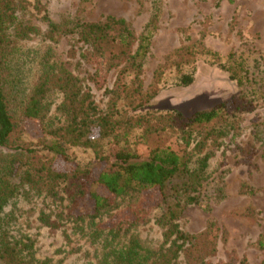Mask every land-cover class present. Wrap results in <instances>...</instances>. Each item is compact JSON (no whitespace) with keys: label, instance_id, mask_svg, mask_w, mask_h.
Instances as JSON below:
<instances>
[{"label":"rangeland","instance_id":"rangeland-1","mask_svg":"<svg viewBox=\"0 0 264 264\" xmlns=\"http://www.w3.org/2000/svg\"><path fill=\"white\" fill-rule=\"evenodd\" d=\"M27 7L22 17L37 32L26 40L12 38L18 50L10 62L12 74H20L24 88L28 92L34 88L49 56L80 80L101 113L113 109L124 126L131 127L128 146L141 160L157 147L188 155L193 166L208 156V188L213 190L218 182L226 196L217 201L209 198L208 190L203 205H183L177 223L192 236L213 224L219 226L215 251L206 255L210 264H264V247L259 244L264 236V0H29ZM110 18L124 21L133 31L132 56L138 53L142 35L152 31L148 54L136 56L142 64L139 73L123 63L98 84L79 36L56 43L45 38L51 23ZM121 27L113 24L111 35ZM183 47L202 51L190 66L176 68L170 57ZM183 75H191L193 83L185 86ZM231 76H238L241 83ZM236 95L243 104H229L227 116L214 126L189 124L187 119L196 113L218 102L230 103ZM62 102L63 95L57 91L47 114L51 127L64 123L57 110ZM27 127V138L35 139L38 126L27 123ZM67 153L80 166L98 163L91 149L68 147ZM73 166L56 163L61 172ZM139 200L119 199L112 214ZM159 201L157 192L147 193L143 198L144 209L150 210L147 219L121 232L99 230L107 226L111 212L97 220L79 219L90 205L88 199L74 206L64 195L63 199L19 198L7 210L14 214L12 232L29 237L41 261L112 264L113 252L137 239L143 254L152 252L151 263L166 247L164 229L158 224L163 213ZM122 218L132 219L120 213L110 226ZM195 260L193 254L182 253L179 264H196Z\"/></svg>","mask_w":264,"mask_h":264},{"label":"trees","instance_id":"trees-1","mask_svg":"<svg viewBox=\"0 0 264 264\" xmlns=\"http://www.w3.org/2000/svg\"><path fill=\"white\" fill-rule=\"evenodd\" d=\"M27 4L29 0H0V264H50L37 258L29 237L12 232L14 214L7 209L19 198L63 199L64 195L74 206L88 199L90 205L78 218L97 220L111 212V220L99 230L121 232L147 219L150 210L144 209L143 198L152 192L160 195L157 206L163 213L158 224L164 229L165 249L150 263L152 252L143 254L140 242L132 239L125 249L113 252L112 264H179L182 253L193 254L196 264H210L206 255L215 251L219 226L213 224L206 232L192 236L177 223L184 204L203 205L209 191V198L217 201L226 196L218 182L213 184V190L208 188L209 157L204 156L193 166L188 155L171 147H157L141 160L128 146L131 127L124 126L113 109L101 113L80 80L49 56L44 59L34 88L28 92L20 74H12L10 68L18 50L12 38L26 40L37 32L22 17ZM113 24L123 26L115 36L111 35ZM69 36H79L87 46L85 60L95 67L92 79L101 84L108 73L123 63L139 73L142 64L136 62V56L144 58L148 54L152 31L142 35L136 56H132L136 42L133 31L124 21L113 18L106 22L51 23L45 34L52 43ZM201 51L183 47L170 57V62L176 68H186ZM70 53L75 55V50ZM231 77L241 83L238 76ZM193 80L191 75L181 79L185 86ZM57 91L63 95L57 110L64 123L51 127L47 114ZM241 99L236 95L232 102H218L187 120L200 128L214 126L227 116L229 104H243ZM27 123L38 126L39 135L33 140L27 138ZM236 128L239 129L238 124ZM68 147L93 150L97 165L80 166L68 155ZM58 161L74 166L61 172L56 169ZM124 198L140 200L112 214L118 200ZM120 213H127L132 219L122 218L110 226ZM259 244L264 247V236Z\"/></svg>","mask_w":264,"mask_h":264}]
</instances>
